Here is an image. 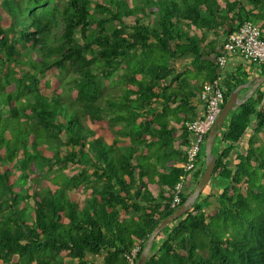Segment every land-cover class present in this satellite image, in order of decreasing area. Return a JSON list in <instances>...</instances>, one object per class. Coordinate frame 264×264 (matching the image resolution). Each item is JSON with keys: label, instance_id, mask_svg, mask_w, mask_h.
I'll return each mask as SVG.
<instances>
[{"label": "trees", "instance_id": "16d2710c", "mask_svg": "<svg viewBox=\"0 0 264 264\" xmlns=\"http://www.w3.org/2000/svg\"><path fill=\"white\" fill-rule=\"evenodd\" d=\"M262 1H228L224 11L218 0H0V264H129L137 244L140 258L194 190L186 181L171 208L186 172L170 163L187 157L172 143L177 127L164 117L155 129L147 116L160 99L165 115L181 98L176 60L205 62V33L256 23L247 4ZM263 100L259 92L227 118L214 151V174L226 181L218 205L207 211L216 196L203 191L157 236L146 264H264ZM254 115L255 134L230 167ZM200 160L186 175L196 183ZM221 218L233 235L216 230Z\"/></svg>", "mask_w": 264, "mask_h": 264}, {"label": "crops", "instance_id": "0c3cea01", "mask_svg": "<svg viewBox=\"0 0 264 264\" xmlns=\"http://www.w3.org/2000/svg\"><path fill=\"white\" fill-rule=\"evenodd\" d=\"M219 3L222 5L224 11H225V6L228 1H234V0H218ZM249 9H255V15H256V23L259 24L262 29H263V35H264V0L255 5L252 4H247ZM191 30V33L198 32L197 27L193 26ZM224 27L220 26L211 32H206V40L203 41L204 48L201 50L202 54V60L205 61L203 63H200V61H197L195 56H192L190 54L178 58L174 64L176 73H185L183 77H180V82L174 84V89H176L177 94L179 97L175 102L172 104V106L169 108V114H163L164 113V108H163V103L162 99L158 101V103L154 104V111L152 115H148L147 118L149 119H154L153 127L155 129H159V125H161L165 119L164 117H167V120L169 123L175 125L177 128L174 131L173 134V141L172 143L174 146L177 147L178 151L182 153L181 157H184L186 155V150L189 145L184 144L185 140V135H186V130H185V125L186 122L189 121L187 120V117L190 119H197L200 118L204 115L205 113V103L201 100L200 94L202 92L201 89H203V86L207 83L210 82L214 76L212 74V70L209 66V62L214 63V68H216V72H219L221 75V82L223 85V88L225 91L232 90L234 91L235 89H239V95L240 97H245L248 93L251 91V86L255 83L254 78L258 76H264V67L263 64H257L253 63L251 61L246 60L242 55L240 54H230L228 55L226 65L223 69H219L217 65V57L222 53V45L225 39V33H224ZM216 32L219 33V35H216ZM175 73V74H176ZM186 81L183 83V81ZM202 87V88H201ZM200 88V89H199ZM197 91L196 95L191 98V102L187 104H180L182 100L186 99L185 93L192 91V90ZM200 90V91H198ZM231 91V92H232ZM200 92V93H199ZM259 92H264V83L254 92L253 96L256 95ZM174 94V92L172 93ZM252 96V97H253ZM264 101V100H263ZM261 106V104H259ZM257 106L260 108V106ZM161 114V117L158 115ZM230 115V114H229ZM229 117V116H228ZM227 117V118H228ZM163 118V119H159ZM163 120V121H162ZM228 119L225 120L223 129L224 130L226 123ZM256 115L252 116L251 118V123L246 131V135L243 138L242 142L237 145L236 149L233 151L231 155V160H230V167H235L236 163L239 162V159L237 158L238 153H245L246 149L249 147V140L251 135L255 134L254 133V127L256 126ZM221 131V133H222ZM258 144H263L264 143V129L262 132L258 133ZM189 140H191V136L189 135ZM170 150H174L173 148ZM152 154H150L151 156ZM152 157V161L155 160V157ZM180 157V158H181ZM184 163L180 159L172 160L170 165L172 167H183ZM169 165V167H171ZM160 170H162V165L159 164ZM155 178H160V175L155 176ZM147 181L149 180L146 178ZM161 180V179H159ZM159 180L153 181L154 185L153 187H158ZM187 186L188 188L191 187H196L197 185V178L194 176V174H190L187 178ZM185 181V182H186ZM216 185V183L214 184ZM221 186H214V188L220 190ZM163 190L165 193L170 190L169 186H163ZM214 192L213 190H210V192ZM216 194V193H215ZM216 196V195H215ZM216 197H211L210 202L213 207H216L218 205L217 199L216 202L214 200ZM159 239H163V236L156 237ZM160 246V243L157 248ZM152 250V249H151Z\"/></svg>", "mask_w": 264, "mask_h": 264}, {"label": "built area", "instance_id": "2783aa9c", "mask_svg": "<svg viewBox=\"0 0 264 264\" xmlns=\"http://www.w3.org/2000/svg\"><path fill=\"white\" fill-rule=\"evenodd\" d=\"M240 54L246 60L257 64H264V35L262 28L255 22L246 21L236 31L225 37L222 45V53L217 57L219 69L226 65L228 55ZM201 100L205 103V113L202 117L186 122V128L191 134V140L186 150L185 174L173 189L171 208H177L181 204L182 193L186 181V175L196 170L201 164L202 146L207 141V136L213 124L219 117L225 104V90L221 82V75L203 86ZM141 245L137 244L126 255L129 264H136Z\"/></svg>", "mask_w": 264, "mask_h": 264}, {"label": "water", "instance_id": "95a60500", "mask_svg": "<svg viewBox=\"0 0 264 264\" xmlns=\"http://www.w3.org/2000/svg\"><path fill=\"white\" fill-rule=\"evenodd\" d=\"M255 83L251 86V91L245 97H240L239 89H235L231 92L228 100L223 106V109L213 124L212 128L207 137L206 141V150H205V168L202 173V176L194 188L193 192L187 197L184 203H182L171 215L164 218L157 228L153 231L151 236L149 237L145 248L143 249L140 259L136 264H146L150 255L151 249L154 240L156 237L166 228L167 225L173 223L174 221L181 219L184 217L191 209L193 208L197 199L201 196L205 187L210 182L213 174L215 172L216 164H217V156L214 154V146L217 140V137L221 133L223 129V125L229 114L237 110L242 104L247 102L254 94V92L264 83V76H258L254 78Z\"/></svg>", "mask_w": 264, "mask_h": 264}, {"label": "rangeland", "instance_id": "374dc122", "mask_svg": "<svg viewBox=\"0 0 264 264\" xmlns=\"http://www.w3.org/2000/svg\"><path fill=\"white\" fill-rule=\"evenodd\" d=\"M129 2H130V6H132L133 5V0H129ZM3 10H2V7H1V2H0V13L2 12ZM3 15L4 14H0V19L1 18H3ZM263 30V29H262ZM34 56L35 57H37V54H34ZM87 122V125L88 126H91L90 124V122L89 121H86ZM221 135H222V133H220L219 134V136L217 137V140H216V143H215V146H214V150L213 151H215L216 150V147H217V145H219V142H220V140H221ZM205 150H206V143L205 144H203V146H202V154H201V156H203L204 157V159H205V156H206V154H205ZM215 154V153H214ZM201 158V157H200ZM260 172L262 173V171L260 170ZM261 175V174H260ZM261 177H262V175H261ZM260 177V179H262ZM225 180L223 179V177H220V176H218L217 174H213V177L211 178V180H210V182L208 183V185L205 187V189H204V195H206V194H208V192L210 191V190H213L214 189V191H215V193H214V195H216V196H218L219 195V193L223 190V188H224V186H225ZM216 183V185H214ZM214 186H221L220 187V190H219V188L218 189H216V188H214ZM83 194V193H82ZM217 199V198H216ZM216 199L214 198V200H215V202H216ZM217 203V202H216ZM214 207H213V205L212 206H209L208 208H207V211H211L212 209H213ZM214 225H216V230H218L219 232H221V233H223L224 235H229V234H234L235 233V231H234V229L232 228V227H230L229 225V227L223 222V220H222V218H221V220H220V222L219 221H217V222H214ZM159 240V238H157L156 239V241H158Z\"/></svg>", "mask_w": 264, "mask_h": 264}, {"label": "clouds", "instance_id": "9594fccd", "mask_svg": "<svg viewBox=\"0 0 264 264\" xmlns=\"http://www.w3.org/2000/svg\"><path fill=\"white\" fill-rule=\"evenodd\" d=\"M139 259H140V258H139ZM139 259H138V260H139ZM137 262H138V261H137Z\"/></svg>", "mask_w": 264, "mask_h": 264}]
</instances>
